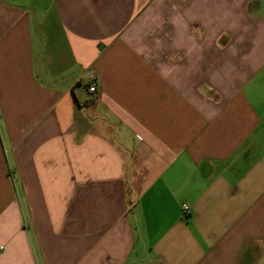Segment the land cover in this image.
Listing matches in <instances>:
<instances>
[{
  "label": "crops",
  "instance_id": "obj_1",
  "mask_svg": "<svg viewBox=\"0 0 264 264\" xmlns=\"http://www.w3.org/2000/svg\"><path fill=\"white\" fill-rule=\"evenodd\" d=\"M250 5L0 0V264H264Z\"/></svg>",
  "mask_w": 264,
  "mask_h": 264
},
{
  "label": "built area",
  "instance_id": "obj_2",
  "mask_svg": "<svg viewBox=\"0 0 264 264\" xmlns=\"http://www.w3.org/2000/svg\"><path fill=\"white\" fill-rule=\"evenodd\" d=\"M90 83L87 87V92L89 94V100L87 99L86 102L88 103L91 99H94V97L97 95L98 93V84L97 82L94 80V77H90ZM183 213L184 216H188L191 213L190 207L188 205H183Z\"/></svg>",
  "mask_w": 264,
  "mask_h": 264
},
{
  "label": "rangeland",
  "instance_id": "obj_3",
  "mask_svg": "<svg viewBox=\"0 0 264 264\" xmlns=\"http://www.w3.org/2000/svg\"><path fill=\"white\" fill-rule=\"evenodd\" d=\"M260 1L262 2V0H250V9H259L258 4Z\"/></svg>",
  "mask_w": 264,
  "mask_h": 264
}]
</instances>
